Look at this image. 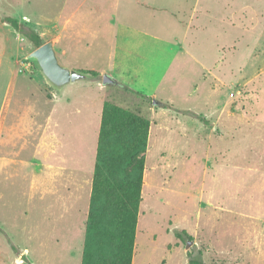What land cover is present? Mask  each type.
Segmentation results:
<instances>
[{
    "label": "rangeland",
    "instance_id": "obj_1",
    "mask_svg": "<svg viewBox=\"0 0 264 264\" xmlns=\"http://www.w3.org/2000/svg\"><path fill=\"white\" fill-rule=\"evenodd\" d=\"M141 2L0 0V264H82L105 100L151 122L133 264H264V0ZM10 15L98 79L53 85Z\"/></svg>",
    "mask_w": 264,
    "mask_h": 264
},
{
    "label": "trees",
    "instance_id": "obj_2",
    "mask_svg": "<svg viewBox=\"0 0 264 264\" xmlns=\"http://www.w3.org/2000/svg\"><path fill=\"white\" fill-rule=\"evenodd\" d=\"M3 22L30 41L35 48L44 41L40 33L15 16ZM98 79V70H85ZM194 114V113H193ZM207 124L209 122L199 117ZM150 120L111 100H105L97 141L90 207L82 264H133L137 225L144 185L145 157ZM190 237L185 230L176 237ZM15 251L18 248L12 245ZM189 264H208L201 252L188 253Z\"/></svg>",
    "mask_w": 264,
    "mask_h": 264
},
{
    "label": "water",
    "instance_id": "obj_3",
    "mask_svg": "<svg viewBox=\"0 0 264 264\" xmlns=\"http://www.w3.org/2000/svg\"><path fill=\"white\" fill-rule=\"evenodd\" d=\"M30 57L41 68L45 77L56 87H63L70 82L92 78L89 73L70 69L59 60L56 39H51L37 47ZM103 84H116L118 81L108 74L102 75ZM158 104L157 102H155Z\"/></svg>",
    "mask_w": 264,
    "mask_h": 264
},
{
    "label": "crops",
    "instance_id": "obj_4",
    "mask_svg": "<svg viewBox=\"0 0 264 264\" xmlns=\"http://www.w3.org/2000/svg\"><path fill=\"white\" fill-rule=\"evenodd\" d=\"M117 1L118 0H115V4L116 5H118ZM131 1H136V3L141 2V0H131ZM141 3H147V2L142 1ZM133 18L136 19L135 16H133ZM134 19L130 18L129 20L130 21H134ZM127 23H131V22H127ZM130 25H131V28H132V30L130 31V33L132 35L131 37L136 38V39H144L147 44H151L152 43V46H155V47L159 46L158 40H160V39L158 37V34H156V33L150 34V32L145 30L140 25H134L132 23ZM87 32H88V30L84 29V31L79 32V33H80V35L85 36L83 33H87Z\"/></svg>",
    "mask_w": 264,
    "mask_h": 264
},
{
    "label": "bare ground",
    "instance_id": "obj_5",
    "mask_svg": "<svg viewBox=\"0 0 264 264\" xmlns=\"http://www.w3.org/2000/svg\"><path fill=\"white\" fill-rule=\"evenodd\" d=\"M145 187H147L148 185L146 183H144Z\"/></svg>",
    "mask_w": 264,
    "mask_h": 264
}]
</instances>
